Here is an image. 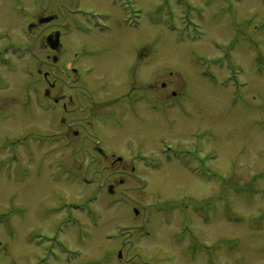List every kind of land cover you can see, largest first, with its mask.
I'll use <instances>...</instances> for the list:
<instances>
[{
    "label": "rangeland",
    "instance_id": "374dc122",
    "mask_svg": "<svg viewBox=\"0 0 264 264\" xmlns=\"http://www.w3.org/2000/svg\"><path fill=\"white\" fill-rule=\"evenodd\" d=\"M84 1L98 12L112 10L108 1ZM40 4L42 13L31 0H0V50L9 40H29L40 54L38 61L36 53L31 59L30 52L19 56L13 50L0 60V212L9 219L8 226L0 225V264H264V0H136L144 14L134 33L150 52L144 68L147 56L128 49L130 32L124 33L123 51L109 45L120 32L113 39H90L68 30L65 57L80 50V64H88L98 53L102 65L90 83L109 84L108 90L121 84L119 89L105 92L103 99L112 102L101 106L88 103V93L80 104L73 100L69 127L61 130L66 138L54 146L5 148V138L51 134L58 127L41 111L44 104L36 108L33 88L63 85L59 68L66 60L52 61L43 38L50 29L47 19L63 18L74 1ZM115 14L119 26L121 16ZM41 16L46 23L39 22ZM195 23L199 28L193 30ZM237 36L230 56L226 44ZM227 54L242 71L229 72L222 61ZM144 71L151 95L163 97L161 103L151 99L156 110H136L121 126L103 119L92 124L90 108L111 111L121 93L142 84ZM77 86L83 89L81 82ZM166 139L200 155L186 168L182 160L163 161L159 171L143 169L134 153L158 164ZM29 151L40 157L39 165L46 154L52 172L18 186L17 165L29 160ZM193 164L208 171L212 182L198 180L201 172L190 175L186 169ZM133 166L149 181L147 187L132 177ZM17 208L27 216L18 219ZM142 224L149 236L131 235ZM31 233L32 245L26 242Z\"/></svg>",
    "mask_w": 264,
    "mask_h": 264
},
{
    "label": "flooded vegetation",
    "instance_id": "af4514ba",
    "mask_svg": "<svg viewBox=\"0 0 264 264\" xmlns=\"http://www.w3.org/2000/svg\"><path fill=\"white\" fill-rule=\"evenodd\" d=\"M31 1L33 4L32 6L34 7V11L35 12L41 11L42 13L44 8H42L40 4L41 0H31ZM73 1H74V5L73 6L71 5L72 8L67 10V14L63 18L60 19L59 16L52 15L51 18L47 19V21H49L47 22L48 23L47 26L50 29L46 28L49 31L44 36L45 38H43V42L45 43L46 49L50 53H52V56H49V58L52 61L59 62L61 60L60 58L61 56H64L66 60L64 67L59 68L61 70L60 73L63 75V78H62L63 88L61 87V88H55L52 90L45 91L42 87L41 92H40V89H41L40 87H38L39 89L37 88V86H34L33 88V90L35 91L34 92L35 93L34 104L36 105V108L40 109L38 105L44 104L43 105L44 108L41 111L42 112L46 111L45 112L46 114L48 115L50 114L51 115L50 121L56 122V124H58V127L55 131L54 129H52L51 134L41 135L34 131H29L21 138H15V139L5 138V140H3L2 142V145L6 146L5 148H8V146H10L13 149L19 146L22 148H26L27 150H31L33 146H36V148L38 149L42 148V150H46V147L50 148L54 146L56 141L59 142L60 140H64V138H66L65 134L61 133V130H64L67 127H69L68 125L69 123L67 122L66 115L68 114V109L71 107V102L73 100H77L76 102L80 104L84 94L88 93L87 102L95 106L97 105L101 106L103 101H105L103 102V105L106 104V99L107 101H109V103L112 102L111 99L107 98L106 96L103 99L102 95H105V92L115 91V90L117 91L119 89L121 84H119L116 87V89L112 88V90H108L107 88L109 87V84L102 83L101 81L96 82V84L90 83L92 79H89V78L94 75V73L96 72V68L101 67L102 65L101 61L98 58V53L96 52L92 53V55L95 57V61L89 62L88 64H80L79 59H81V57L84 55L83 52L80 50L74 52V56L70 59L65 57V54H66L65 43L67 42V40L68 42L71 40L68 30L71 29L72 31L85 34V36H87L90 39H97V38L105 39L104 38L105 36H112L110 38L113 39L115 37L113 35L116 32H120L122 37H120L118 41H115V42L112 41L109 45L114 44L115 46H117L118 49H122L123 51L127 49L124 43V40L127 36L125 37L124 33L129 34L130 32L131 37L129 39L128 49L129 50L133 49V51H135V54L141 55L143 59L146 56H147V59L149 58L150 52L148 54L146 53V50L148 51V49L145 47L144 43L142 42L144 40L140 38L142 36H139V35L136 36L134 33L135 32V28L133 24L135 21L134 15L139 9H141L144 12L142 6L136 5V0H101L102 3L104 4L105 2L108 1L110 9L113 10V11L107 10V11H101V12H98V10H96L95 8L85 6L86 2L84 0H73ZM95 1L97 2V0ZM136 6L138 7L137 11L135 9ZM232 11H234V9H230L228 13H231ZM115 12H118V14L121 16L119 26H116L114 22L117 16ZM90 13L95 14L94 19L88 18V16H90ZM70 17L72 18L73 23H71ZM42 19H43V16H41V19L39 18V22L45 21L44 19L43 20ZM44 23L42 25L46 26ZM101 23L107 26V28L102 32L99 30V27L97 26V24L100 25ZM33 27H34L33 24L29 25L30 30ZM35 27H38V25ZM117 27H119V29L116 30ZM240 39L241 37L237 36V38L231 39V41L229 40V42L226 44V47L228 49L227 52L229 53L230 56L235 51H231L229 49V46H233L234 43H238V40ZM11 42L18 43L15 41H11ZM51 42H52V45H55V48H53V46L50 45ZM29 43H31V47L34 50V53H36L37 57H39L38 59L39 61L40 54L38 52V49L36 48V42L30 41ZM229 55L227 54L223 56V61H226L227 64L230 65L229 72L237 71V70L242 71L243 66H240V65L236 66L233 63H231L229 60L230 59ZM30 58L32 59L31 56ZM149 61H150L149 59L147 61L145 60L142 65L143 67L141 66L139 67L144 68V66H148ZM137 64L134 63L136 67H137ZM147 75L149 74L144 71L143 75H140L141 82H142L141 85H139L138 83L133 84L130 88L125 90L123 93H121L119 95V99L115 101V104L113 108L111 109V111L107 113H104L103 111L94 113L91 107L90 113L88 112L90 118L92 119L91 123L94 122L96 124H99L103 119L105 122H107L110 125L115 124L117 126H121L123 125L124 121L128 119L130 114L132 115V113H134V111L136 110H139L140 112H144V113L150 112V109L155 111L157 106L151 99H153L156 102L161 103L163 101V97H160V99H158L157 97H153L151 95L152 93L150 91L149 77H145ZM74 79L79 81V83L81 82V84L83 85V89L82 90L80 89L81 91H78L79 88L77 89L78 87L77 84L79 83L74 84ZM93 80H94V76H93ZM114 94L115 92L112 93L111 96L113 97ZM52 117H53V120H52ZM82 122L84 123L83 120ZM56 133H60V134H56ZM166 141L168 142L167 139ZM176 147L185 151V153L183 154V157L176 159V160H172V161L164 160V163H167L166 165H171L173 164V162H177L180 164L182 160H185L187 161L185 162L186 164L181 163L180 165L186 168V166H189L190 164H192L193 161L197 159V157L200 155L198 153H192L185 147H180V146H176ZM99 150L102 151V149L100 148ZM27 153L29 154L27 156L29 157L28 161L20 162L19 163L20 166L15 164L17 165V168H18L17 177L15 181L18 186L24 185L26 180L31 181L32 178H35L37 180L43 179L45 175L49 176L50 173L52 172L51 167H50L51 165L49 164L50 158L48 159L46 154L42 158L44 162L39 165V162L36 161V159L38 160L40 157L36 158V156L33 154L32 151H29ZM134 154L135 156H138L143 153L135 152ZM210 155L211 154L202 155V157L203 159L206 160L208 159ZM11 161L15 162L16 160L11 159ZM204 163L206 162L204 161ZM9 164H11L9 161L6 162L4 164V167L7 168ZM192 169H186V171H188V173L192 176H194L195 172L197 173V175L199 172H201L202 173L201 176H197L198 180L200 179V180H204V181L206 180L208 182H212L213 179L209 176L208 171L206 173H204V171L202 170L199 171L197 165H194ZM131 171L133 173L132 174L133 178L137 180L141 179L140 175L135 174L137 169L134 166L133 168H131ZM109 189L111 193L113 194V189L112 188H109ZM2 214L3 213L1 211L0 212V225L1 226H2ZM16 215L18 216V219H21L27 216L23 208L22 209L17 208ZM142 226L143 224L140 227L134 228L133 231H139V229H144ZM33 237H34L33 234L31 236L30 234H27L26 238L29 239L30 241L27 240L26 242L32 245L33 240H34ZM196 239H197V234L195 237L192 238L190 243H195ZM176 243L177 245H180V246L187 244V243L184 244V241H179Z\"/></svg>",
    "mask_w": 264,
    "mask_h": 264
},
{
    "label": "bare ground",
    "instance_id": "6f19581e",
    "mask_svg": "<svg viewBox=\"0 0 264 264\" xmlns=\"http://www.w3.org/2000/svg\"><path fill=\"white\" fill-rule=\"evenodd\" d=\"M28 181H29V180H26V182L24 183V185H25L26 183H28ZM149 186H150V185H149ZM148 188H150V187H148Z\"/></svg>",
    "mask_w": 264,
    "mask_h": 264
},
{
    "label": "water",
    "instance_id": "95a60500",
    "mask_svg": "<svg viewBox=\"0 0 264 264\" xmlns=\"http://www.w3.org/2000/svg\"><path fill=\"white\" fill-rule=\"evenodd\" d=\"M51 46H53V48H55V45H52V42L50 43Z\"/></svg>",
    "mask_w": 264,
    "mask_h": 264
}]
</instances>
